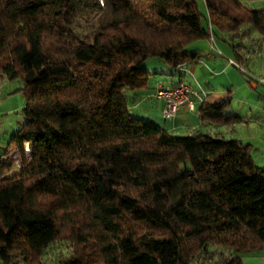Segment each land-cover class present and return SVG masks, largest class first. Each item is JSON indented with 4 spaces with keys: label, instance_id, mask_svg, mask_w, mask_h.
I'll return each mask as SVG.
<instances>
[{
    "label": "trees",
    "instance_id": "1",
    "mask_svg": "<svg viewBox=\"0 0 264 264\" xmlns=\"http://www.w3.org/2000/svg\"><path fill=\"white\" fill-rule=\"evenodd\" d=\"M203 3L204 15L195 0H0V78L24 98L0 152L1 264H41L55 242L68 251L51 264H193L210 248L229 252L220 264L264 260V167L249 145L176 136L127 108L146 59L175 69L197 59L189 44L242 39L245 24L264 37V6ZM228 99L203 101L199 118L233 122Z\"/></svg>",
    "mask_w": 264,
    "mask_h": 264
},
{
    "label": "rangeland",
    "instance_id": "2",
    "mask_svg": "<svg viewBox=\"0 0 264 264\" xmlns=\"http://www.w3.org/2000/svg\"><path fill=\"white\" fill-rule=\"evenodd\" d=\"M195 1L199 11L204 15L205 9L203 0ZM242 29L245 32L243 39L236 38L235 36L230 38L226 33L215 31L212 38L215 44L217 43L226 53L219 51L220 56H218L217 61L222 63V67H213L211 71L206 72L207 79L201 81L203 87L209 90V95L206 97L208 102H216L223 98L226 93L229 95V103L223 108L225 114H229L230 112H232L231 114H236L243 106V101H260L261 98L259 97L264 95V88L262 86L253 89L249 87L246 82V75H251L256 78L264 70V37L260 36L249 24L243 25ZM194 43L209 45V42L206 40H199ZM231 44L233 45L232 47ZM191 47V44H189L185 49L189 50ZM235 54L241 55V59H236ZM229 62H231L232 65ZM141 66L149 75L147 76L146 86L140 90L151 89L156 84L166 85L177 78V74H170L168 65L158 58H148ZM223 67H227L228 70H221ZM240 71L244 74L240 73ZM211 72L215 74L213 75ZM190 86L193 88L192 85ZM220 86L223 88L221 92L219 90ZM20 87L21 82L19 79L7 80L5 78H0V152L2 148L6 146L9 137L16 131L19 123L22 121L20 110L23 106L24 98L19 90ZM125 94L127 97L128 111L135 116L133 110L130 109L134 106L132 103L134 98L133 91H127ZM135 100L137 99L135 98ZM230 107L232 109H230ZM134 112L139 115L135 117L146 121L150 120L148 122L154 125L157 124L147 117L148 115L145 111L136 109ZM249 127L250 128L244 127L243 129L252 135V133H254V126ZM210 129L213 131L210 136H218L214 133L216 128L211 127ZM221 129H225V127H221ZM190 134L195 133L190 132ZM7 150L8 149L3 151L6 159ZM9 162L11 166L10 170L17 166H13L15 163L13 164L11 160H9ZM16 164H20L19 159ZM67 251L68 247L66 244L63 242H55L43 254L41 264H51L53 258L60 254H66ZM228 254L229 252L227 251H222L220 253L219 249L210 248L207 253L199 256L193 264H220L223 261V257H228ZM261 256V253L255 255L248 254L242 256L241 261L242 264H252L250 261L251 258L257 259V257L260 258ZM259 261L260 264H264L262 259H259Z\"/></svg>",
    "mask_w": 264,
    "mask_h": 264
},
{
    "label": "crops",
    "instance_id": "3",
    "mask_svg": "<svg viewBox=\"0 0 264 264\" xmlns=\"http://www.w3.org/2000/svg\"><path fill=\"white\" fill-rule=\"evenodd\" d=\"M239 1L253 9H259L264 6V0ZM201 40H206L207 42H209V45L204 43L193 42V44L191 43V49L188 50L199 51L196 60L184 63L175 69L169 68V73L177 74V78L175 80L170 81L168 84L171 85L183 82L192 85L193 88L196 89V91L198 92L197 96L193 97L194 104L193 109L191 111L186 110L185 108H180L177 110V112L172 118L163 119L160 115L162 101L153 96L154 88L158 84L154 85L151 89L148 90L145 89L136 90L135 92L133 91L134 98L132 100V103L134 106H132L130 109L133 110L135 116H139L134 112L136 109L145 111L149 119H152L153 122L157 123L156 125L162 127L167 132L173 135H192L190 134V132L210 135L211 133H213L210 128L214 127L216 128L214 132L216 135L221 136L223 138L228 137L225 139H234L242 143L248 144L249 152L254 164L258 167H264V95L260 97L258 96L259 98H261L260 101H243V106L236 112V114H231L232 112H230V115L237 117L236 120H234L233 122H209L207 120H201L198 116V107L202 104L203 101L208 102L206 97L207 95H209V90L203 87L201 81L207 79L206 72L211 71L213 67H222V63L217 61L218 56H220L219 51L226 53L222 48L219 47L217 43L215 44L212 36L207 39ZM212 45L214 46V50L211 49L213 47ZM235 57L236 59L240 60L242 56L235 54ZM230 64L232 65V63ZM221 70L226 71L228 70V68L223 67ZM263 72L264 70L261 72V74ZM211 74L214 75L215 73L211 72ZM246 82L249 87L253 89L262 86H253L248 80H246ZM219 90L221 92L223 88L220 86ZM226 95L228 94L226 93ZM135 98L137 100H135ZM228 103L229 102H227L225 106ZM223 108L220 110L219 113L225 114L223 112ZM230 109L232 108L230 107ZM249 126H254V133H252V135L251 133L246 132L243 129L244 127L250 128ZM221 127H225V129H221ZM10 167L11 166L9 162L8 170H10ZM259 259L263 260V258L257 257V259L251 258L250 261L252 262V264H260Z\"/></svg>",
    "mask_w": 264,
    "mask_h": 264
},
{
    "label": "built area",
    "instance_id": "4",
    "mask_svg": "<svg viewBox=\"0 0 264 264\" xmlns=\"http://www.w3.org/2000/svg\"><path fill=\"white\" fill-rule=\"evenodd\" d=\"M100 4L102 0H97ZM213 46V45H212ZM214 46L211 48L212 50ZM231 63V62H229ZM247 80L253 85H262L264 87V72L258 77H252L251 75H246ZM197 91L193 89L189 84L179 82L175 84H158L154 88L153 96L162 101V108L160 110V115L163 119L172 118L178 109L185 108L191 111L193 109V97L197 96ZM264 97V96H263ZM23 150L26 155L29 154V143L23 144ZM6 157L8 160L16 166L18 161V151L15 146H11L7 150ZM11 163V164H12Z\"/></svg>",
    "mask_w": 264,
    "mask_h": 264
}]
</instances>
